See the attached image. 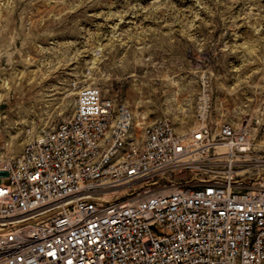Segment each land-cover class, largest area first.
I'll return each instance as SVG.
<instances>
[{"label": "built area", "instance_id": "obj_1", "mask_svg": "<svg viewBox=\"0 0 264 264\" xmlns=\"http://www.w3.org/2000/svg\"><path fill=\"white\" fill-rule=\"evenodd\" d=\"M134 129L129 106L82 86L69 119L4 163L0 264H264L251 130Z\"/></svg>", "mask_w": 264, "mask_h": 264}, {"label": "rangeland", "instance_id": "obj_2", "mask_svg": "<svg viewBox=\"0 0 264 264\" xmlns=\"http://www.w3.org/2000/svg\"><path fill=\"white\" fill-rule=\"evenodd\" d=\"M87 85L129 106L135 137L232 122L264 162V0H0V169Z\"/></svg>", "mask_w": 264, "mask_h": 264}, {"label": "bare ground", "instance_id": "obj_3", "mask_svg": "<svg viewBox=\"0 0 264 264\" xmlns=\"http://www.w3.org/2000/svg\"><path fill=\"white\" fill-rule=\"evenodd\" d=\"M0 173H2V175H3L4 171L2 169H0Z\"/></svg>", "mask_w": 264, "mask_h": 264}]
</instances>
